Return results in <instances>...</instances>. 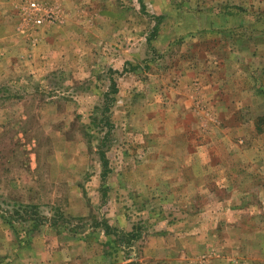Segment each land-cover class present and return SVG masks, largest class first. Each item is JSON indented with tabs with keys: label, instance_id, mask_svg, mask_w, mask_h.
I'll use <instances>...</instances> for the list:
<instances>
[{
	"label": "rangeland",
	"instance_id": "1",
	"mask_svg": "<svg viewBox=\"0 0 264 264\" xmlns=\"http://www.w3.org/2000/svg\"><path fill=\"white\" fill-rule=\"evenodd\" d=\"M204 57L258 77L222 126L264 115V0H0V264H264L262 139L207 123Z\"/></svg>",
	"mask_w": 264,
	"mask_h": 264
},
{
	"label": "crops",
	"instance_id": "2",
	"mask_svg": "<svg viewBox=\"0 0 264 264\" xmlns=\"http://www.w3.org/2000/svg\"><path fill=\"white\" fill-rule=\"evenodd\" d=\"M195 19H196L195 20L196 26L198 27L199 30H205L206 29L204 32H211L210 31L211 28L214 29L215 25H217V24H214L215 19H214V17H212V15L201 16V17L198 16ZM230 19H232V18L227 16V18H224L222 20L224 22H226L227 20H230ZM240 20L244 21L243 18H240ZM242 23H244V22H242ZM204 24H206V26ZM219 24H220V22H219ZM219 29H220V27H219ZM225 51H227V50H225ZM229 52H231V51H229ZM237 52H245V51L237 49L231 53H232V55L233 54L235 55V54H237ZM202 53L205 56H207V55L209 56L211 54V52H209V50H207V51L203 50ZM202 59L204 60L203 61L204 62V68L200 69V71H196V70L193 71V74H192V71L189 72L187 74V78L190 81L193 80L194 85L196 84L198 87H202L203 90L204 89L205 90L211 89L210 93H208V95L209 96L211 95V97L206 98V97L202 96L203 97L202 100H199L197 102L198 105L199 104H207L208 106L209 105L216 106V107H214V110L217 109L218 112H213V114L212 113L207 114L208 115L206 117V119L208 120L207 123L210 121L209 117L212 115L213 121H214V123H212V126H216V127L218 126L220 130L222 129L224 131V136H229L231 138V137H233V135H234V137L235 136H241V135L247 136V135H251V134H255L256 136L259 135V136H261V139H262L261 148L264 147V128L263 127L258 128L259 126L264 124V123H262V124L259 123V120L263 119L264 115H260V117H259V116H255V115L253 116L250 114L248 119L237 120V113L229 114L228 117L230 119L233 118L234 122L228 128H225L224 125L222 126V120H221L222 111H224V109H225V106H224V108L221 110V106H219V105H221V103L231 104L232 102H234V104L239 105L240 103H243V101H244V99H235V98L228 100L227 99L228 95L221 97L220 88L223 89L224 88L223 86H225L224 84L226 82H229L231 80V78L234 77L233 74H234V72H236V70L237 71L239 70L240 72H243V71L245 72L244 76H246V77H244V84H245V82H247V83H246V85H244V90L245 89L247 90L248 95L253 96V94H256V92H254V84L256 81H258V77L253 73L252 67L247 66V65L242 64V63L238 64L235 67V64H230L229 61L225 62V60H223V59L220 63L212 66V65H209V63H207V60L205 59V57ZM263 80H264V77H261V81L264 84ZM198 81H200V83H198ZM253 81H254V83H253ZM195 82H197V83H195ZM235 94H236V92H235ZM240 94H241V92L239 91L238 95H240ZM263 94L261 93V97L260 96L257 97L260 99V101H258L257 98H253V100H254L253 102L255 103V105L264 104ZM240 96H242V95H240ZM222 98H226V99L224 101H222ZM250 102H251L250 99H248V101L247 100L244 101V103H250ZM250 105H252V102L250 103ZM246 109H247V111H249L248 108H246ZM251 110H253L252 107H250V111ZM217 113H218V115H217ZM228 117H226V118H228ZM218 120H220V125L219 124L217 125ZM176 121H177L180 133H186L185 127L179 126V123H182V122H180L178 120H176ZM202 135H207V134L202 133ZM237 142L239 144H242L243 143L242 138L236 140L235 143H237ZM231 143H233L232 139H231ZM254 146L255 145H252V143L247 144V146H244V147H241L238 145L239 149L244 148L246 155L248 153L254 154L253 153L254 152ZM212 150H214V148H212ZM218 162H220V161L216 160V163H218ZM250 163L253 164L254 162L252 160H250ZM258 164H260V162L257 160L256 165H258ZM219 165H221V164H219ZM233 165L234 164L232 162H229V167H232ZM228 182L231 184L229 179H228ZM261 196H262V198H261L262 207L260 209H256V212L259 215L264 214V212H263V209H264V192H262ZM251 214H253V213H251ZM213 215L214 216L218 215L217 211H215L213 213Z\"/></svg>",
	"mask_w": 264,
	"mask_h": 264
},
{
	"label": "built area",
	"instance_id": "3",
	"mask_svg": "<svg viewBox=\"0 0 264 264\" xmlns=\"http://www.w3.org/2000/svg\"><path fill=\"white\" fill-rule=\"evenodd\" d=\"M31 6H32V8L34 10H36L38 12V14L36 15V17L34 18L35 24L41 25L44 22H46L47 19L48 20H55L56 19L55 12L47 10L45 12V14H43L42 13V9H41V7L39 5H37L36 3H32Z\"/></svg>",
	"mask_w": 264,
	"mask_h": 264
}]
</instances>
